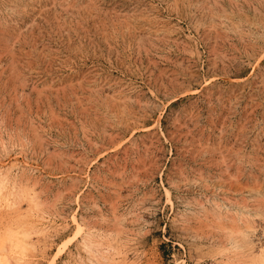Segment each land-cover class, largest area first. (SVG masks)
I'll return each instance as SVG.
<instances>
[{
	"label": "rangeland",
	"instance_id": "1",
	"mask_svg": "<svg viewBox=\"0 0 264 264\" xmlns=\"http://www.w3.org/2000/svg\"><path fill=\"white\" fill-rule=\"evenodd\" d=\"M263 249L264 0H0L1 264Z\"/></svg>",
	"mask_w": 264,
	"mask_h": 264
},
{
	"label": "bare ground",
	"instance_id": "2",
	"mask_svg": "<svg viewBox=\"0 0 264 264\" xmlns=\"http://www.w3.org/2000/svg\"><path fill=\"white\" fill-rule=\"evenodd\" d=\"M15 234H16V233H15ZM14 237H15V236H14ZM14 237L12 238V240L14 239L13 241L16 240ZM17 237H18V236H17ZM23 237H26V236H23ZM9 240H10V239H9ZM10 241H11V240H10ZM13 243H15V242H13ZM18 243H19V242L17 241V243H15V245L18 244ZM21 244H22V243H21ZM11 245H12V243H11ZM13 245H14V244H13ZM16 247H17V246H16ZM16 247H15V248H16ZM12 248H13V247H12ZM21 249H22V248H21ZM263 250H264V249H263ZM260 252H261V251H260ZM263 252H264V251H263ZM263 252H262V254H263ZM257 254H258V252H257ZM20 258H21V257H20ZM263 260H264V259H263V256H262V263H261V264L264 263ZM258 262H259V261H258ZM4 263H5V262H4ZM4 263H3V264H4ZM252 263H253V262H252ZM0 264H1V263H0Z\"/></svg>",
	"mask_w": 264,
	"mask_h": 264
}]
</instances>
